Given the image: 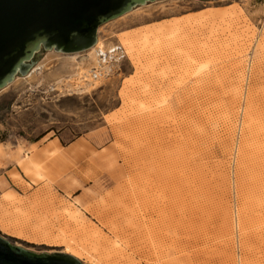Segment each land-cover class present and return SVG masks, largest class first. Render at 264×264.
Segmentation results:
<instances>
[{
    "label": "rangeland",
    "instance_id": "rangeland-1",
    "mask_svg": "<svg viewBox=\"0 0 264 264\" xmlns=\"http://www.w3.org/2000/svg\"><path fill=\"white\" fill-rule=\"evenodd\" d=\"M98 38L127 57L89 92L52 51L0 90V233L85 264H264V0L156 1ZM54 138L76 151L30 183L18 152Z\"/></svg>",
    "mask_w": 264,
    "mask_h": 264
},
{
    "label": "water",
    "instance_id": "water-1",
    "mask_svg": "<svg viewBox=\"0 0 264 264\" xmlns=\"http://www.w3.org/2000/svg\"><path fill=\"white\" fill-rule=\"evenodd\" d=\"M156 1L163 0H0V90L27 76L39 52L85 53L102 25ZM0 264L85 263L67 253H34L0 233Z\"/></svg>",
    "mask_w": 264,
    "mask_h": 264
},
{
    "label": "bare ground",
    "instance_id": "bare-ground-1",
    "mask_svg": "<svg viewBox=\"0 0 264 264\" xmlns=\"http://www.w3.org/2000/svg\"><path fill=\"white\" fill-rule=\"evenodd\" d=\"M124 36H126V35H124ZM121 40L124 43V45L129 46V49L131 51H133L135 49V44H134L135 42L133 41L132 36L123 37ZM121 47L125 51V49L122 45H121ZM61 55H63V54H61ZM65 56L70 57L72 59V68H71L72 71H71V73H72V77H73L72 78L73 82L67 81V82H65V83L63 82V83H64V86L72 87L71 89L75 90V91L89 92L90 90L96 88V86L100 83V81L104 78V76L112 69L111 65H109V63L106 62L105 53H104V50L102 48V44H101V41L99 38H97L96 43L89 50L86 51L85 57L82 55V53L81 54L65 55ZM78 58L80 59V61L78 60ZM44 59H47V58H44ZM46 61H48V60H46ZM43 64H44V61L41 64L34 66L33 69L29 72V74L27 76H25L24 78L31 77L32 74L36 70L40 69L41 66H43ZM60 82H62V81H58V83H60ZM66 252L68 254L72 255L73 257H75V255L70 251L68 252L67 249L64 253H66Z\"/></svg>",
    "mask_w": 264,
    "mask_h": 264
},
{
    "label": "crops",
    "instance_id": "crops-1",
    "mask_svg": "<svg viewBox=\"0 0 264 264\" xmlns=\"http://www.w3.org/2000/svg\"><path fill=\"white\" fill-rule=\"evenodd\" d=\"M76 149L77 147L73 144H70L69 146H63L57 138H54L42 146H37L35 149L27 150V153L24 156H28L31 160V163L27 168L25 167V162L27 161H24L23 154L18 152L19 158H17L14 169L17 170V168H19L21 172H28L27 176L29 177L31 183L32 178H41L44 176L41 170L43 169V166H45L44 161L48 156H54V160L62 157L68 158L72 156V153L75 152ZM7 168H9V166ZM10 172H12V169L7 171V173Z\"/></svg>",
    "mask_w": 264,
    "mask_h": 264
},
{
    "label": "built area",
    "instance_id": "built-area-1",
    "mask_svg": "<svg viewBox=\"0 0 264 264\" xmlns=\"http://www.w3.org/2000/svg\"><path fill=\"white\" fill-rule=\"evenodd\" d=\"M106 62H119L127 57L125 51L120 44L112 45L110 48L104 50Z\"/></svg>",
    "mask_w": 264,
    "mask_h": 264
}]
</instances>
